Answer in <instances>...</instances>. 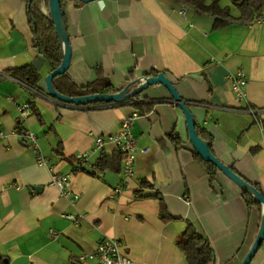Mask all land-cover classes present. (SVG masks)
I'll return each instance as SVG.
<instances>
[{
  "label": "crops",
  "instance_id": "crops-1",
  "mask_svg": "<svg viewBox=\"0 0 264 264\" xmlns=\"http://www.w3.org/2000/svg\"><path fill=\"white\" fill-rule=\"evenodd\" d=\"M68 8V71L79 85L103 76L124 88L144 73H166L196 123L212 135L215 155L264 192V21L214 29L212 17L187 8L184 16L175 0H95ZM28 63L41 74L35 91L6 72ZM238 68L248 77L242 101L229 76ZM51 71L33 47L27 0H0V264H101L78 257L104 237L118 239L136 264H188L176 242L189 223L210 240L215 264H241L264 210L249 205L223 173L210 179L170 92L156 84L135 100L78 106L48 93ZM29 101L41 119L34 112L21 117L18 106ZM135 112L133 175L93 174L102 151L119 150L109 141L97 147L96 136L119 132ZM18 127L35 133L37 145L24 141ZM172 132L181 136L179 143ZM80 152L89 153L85 170ZM52 171L72 174L78 200L51 183ZM142 179L153 185L151 196L136 198ZM154 193L169 219H162ZM250 264H264V240Z\"/></svg>",
  "mask_w": 264,
  "mask_h": 264
},
{
  "label": "trees",
  "instance_id": "trees-1",
  "mask_svg": "<svg viewBox=\"0 0 264 264\" xmlns=\"http://www.w3.org/2000/svg\"><path fill=\"white\" fill-rule=\"evenodd\" d=\"M183 8L192 9L200 15H207L214 19V29H220L232 24L248 25L263 17L262 10L264 9V0H231L233 5L238 9L239 14L235 15L232 12L230 5L221 4V0H175ZM70 3H74L76 6L84 4L81 0H61V9L65 21L67 22V14ZM27 15L30 23L31 31L33 34V47L38 51V54L43 57L51 66L52 71L59 67L63 61V46L58 36L55 23L53 21L50 12V0H27ZM9 75L22 82L26 87L32 91L39 89V83L41 80V74L32 64H24L21 66L13 67L6 71ZM159 72L152 71L150 73H144L142 76H156ZM133 78L132 80H135ZM54 87L58 92L70 97L87 96L98 93H116L123 88H115L109 79L103 76L89 81L84 85H79L70 75L67 70L65 73L57 75L53 79ZM136 97L130 98L135 100ZM113 103V102H110ZM108 102H92V104H110ZM29 106L40 119L41 113L29 101ZM86 105V106H87ZM136 105L139 107L140 104ZM84 106V105H78ZM141 106L140 108H142ZM149 107V106H148ZM41 121V120H40ZM196 128L199 136L205 140L212 152L213 150V137L207 131V129L198 123ZM20 136L27 133L24 128H17ZM170 138L179 143L181 136L177 132H172ZM192 145V143H191ZM192 151L194 156L201 162L207 165V170L210 175V179L215 181L219 177L221 172L217 166L208 162L198 154L197 150L192 145ZM124 160L123 153L118 150L114 154H107L102 151L93 165L95 175H101L106 170L122 171V164ZM230 166V165H229ZM230 168L236 171L231 165ZM81 170H85L84 165L80 167ZM123 173V172H122ZM222 173V172H221ZM242 176V175H241ZM243 177V176H242ZM245 179V178H244ZM247 181V179H245ZM254 185L260 192L263 190L258 184L247 181ZM153 185L147 179L139 181V186L135 190L134 194L136 198H145L151 196L147 191L152 190ZM242 195L246 199L249 205L257 207L261 213L263 211V205L258 201L248 190L242 189ZM156 197L160 199L161 203V217L162 219H169L170 215L167 210V206L163 198L159 193H154ZM177 246L184 253L188 264H215L213 247L210 240L192 223H189L183 230L179 238L177 239ZM229 264V263H228ZM232 264V263H230Z\"/></svg>",
  "mask_w": 264,
  "mask_h": 264
},
{
  "label": "water",
  "instance_id": "water-1",
  "mask_svg": "<svg viewBox=\"0 0 264 264\" xmlns=\"http://www.w3.org/2000/svg\"><path fill=\"white\" fill-rule=\"evenodd\" d=\"M81 1L88 3L95 0H81ZM50 12L53 21L55 23L58 36L63 46V61L61 65L57 67L55 70L51 71L46 76V88L48 93L52 97L64 103H70L74 105H84V106L92 102L122 103L129 98L140 95L145 89H147L152 85H156V84L163 85L170 92L174 100V103L182 109L187 123L189 139L192 145L194 146V148L197 150L198 154L201 155L204 160L211 162L215 166H217L224 175H226L240 188L248 190L258 201L262 203L264 210L263 193L260 192L254 185L248 183L244 179V177L234 172L228 164L224 163L220 158H218L215 155V153L212 152L208 143L199 136L196 128V121L193 113L189 109L188 103L182 99L174 83L166 75V73L160 72L156 76H149V77L141 76L135 80H132L121 91H118L116 93H98L87 96L70 97L58 92L54 87L53 79L57 75L65 73L69 69L72 58V45L70 42V36L68 34L66 21L64 19L61 9V0H50ZM263 240H264V212L257 237L241 264L251 263Z\"/></svg>",
  "mask_w": 264,
  "mask_h": 264
},
{
  "label": "built area",
  "instance_id": "built-area-1",
  "mask_svg": "<svg viewBox=\"0 0 264 264\" xmlns=\"http://www.w3.org/2000/svg\"><path fill=\"white\" fill-rule=\"evenodd\" d=\"M181 13L185 16L187 11L182 7ZM256 21H264V16L260 17ZM231 78L232 91L234 92L238 101L247 99V83L248 77L245 71L241 68L236 69L229 74ZM21 117L27 118L32 114V110L28 103L20 104L18 106ZM138 117V113L135 112L132 115L125 117L122 120L121 128L119 132L110 134L107 137L96 136L95 143L97 147H102L109 141L112 142L124 155L122 164V172L125 176L131 177L134 173V162L137 153L136 138L132 133V127ZM1 137V133H0ZM22 139L29 142L32 145H37L36 134L33 132H27L21 135ZM77 158L80 162V167L88 162L89 153L80 152L77 154ZM38 163L42 165L47 164V158L43 155L38 156ZM79 167V168H80ZM71 173H60L52 171L51 183L56 185L60 193L66 197H71V200L75 202L79 198V194L73 190ZM68 218L72 219L75 223L79 222L77 216L69 214ZM54 237L58 236V232L55 230L50 231ZM87 258H96L101 264H136V260L129 255L126 248L116 238L104 237L102 238L94 251L88 254H81L78 260L83 262Z\"/></svg>",
  "mask_w": 264,
  "mask_h": 264
},
{
  "label": "rangeland",
  "instance_id": "rangeland-1",
  "mask_svg": "<svg viewBox=\"0 0 264 264\" xmlns=\"http://www.w3.org/2000/svg\"><path fill=\"white\" fill-rule=\"evenodd\" d=\"M221 4H223V5H230L231 8L233 9L232 12H234L235 15H238L239 14L238 9L233 5V3H232L231 0H221Z\"/></svg>",
  "mask_w": 264,
  "mask_h": 264
}]
</instances>
